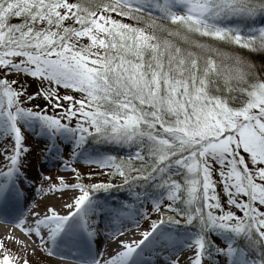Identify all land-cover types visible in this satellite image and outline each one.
Wrapping results in <instances>:
<instances>
[{"label": "snow or ice", "instance_id": "6c2138e0", "mask_svg": "<svg viewBox=\"0 0 264 264\" xmlns=\"http://www.w3.org/2000/svg\"><path fill=\"white\" fill-rule=\"evenodd\" d=\"M0 220V264H264V0H0Z\"/></svg>", "mask_w": 264, "mask_h": 264}, {"label": "bare ground", "instance_id": "6f19581e", "mask_svg": "<svg viewBox=\"0 0 264 264\" xmlns=\"http://www.w3.org/2000/svg\"><path fill=\"white\" fill-rule=\"evenodd\" d=\"M9 234L13 236H18L23 238V233L18 228V226L14 225L13 223L5 222L4 220H0V237H7ZM128 235H131L129 233ZM8 243L11 245L12 241H8ZM16 248H19L20 245H15ZM57 261V264H69L67 261L60 260L59 257L53 258Z\"/></svg>", "mask_w": 264, "mask_h": 264}, {"label": "rangeland", "instance_id": "374dc122", "mask_svg": "<svg viewBox=\"0 0 264 264\" xmlns=\"http://www.w3.org/2000/svg\"><path fill=\"white\" fill-rule=\"evenodd\" d=\"M33 143H37V141L33 140ZM48 168L53 172V174H55V169L49 165ZM62 261H67L69 264H73V262L71 260H62Z\"/></svg>", "mask_w": 264, "mask_h": 264}]
</instances>
